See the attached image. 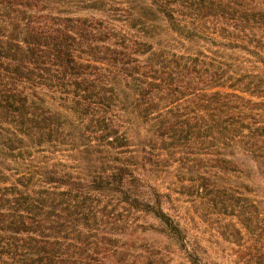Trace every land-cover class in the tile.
Here are the masks:
<instances>
[{
    "label": "trees",
    "instance_id": "obj_1",
    "mask_svg": "<svg viewBox=\"0 0 264 264\" xmlns=\"http://www.w3.org/2000/svg\"><path fill=\"white\" fill-rule=\"evenodd\" d=\"M234 217L264 264V0H0V264H230Z\"/></svg>",
    "mask_w": 264,
    "mask_h": 264
},
{
    "label": "rangeland",
    "instance_id": "obj_2",
    "mask_svg": "<svg viewBox=\"0 0 264 264\" xmlns=\"http://www.w3.org/2000/svg\"><path fill=\"white\" fill-rule=\"evenodd\" d=\"M233 229L234 233L231 238V250H230V264H252V250L251 246L253 244L251 237L249 236V230L247 227L241 228L238 226L235 217L233 218ZM237 228L240 229V233L236 232ZM263 229V228H262ZM262 229L260 230L263 233ZM264 262V261H263Z\"/></svg>",
    "mask_w": 264,
    "mask_h": 264
}]
</instances>
